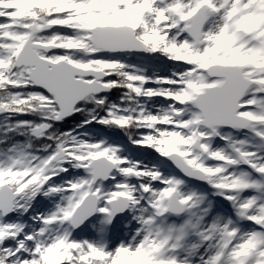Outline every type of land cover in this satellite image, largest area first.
<instances>
[{"label": "snow or ice", "instance_id": "1", "mask_svg": "<svg viewBox=\"0 0 264 264\" xmlns=\"http://www.w3.org/2000/svg\"><path fill=\"white\" fill-rule=\"evenodd\" d=\"M0 264H264V0H0Z\"/></svg>", "mask_w": 264, "mask_h": 264}]
</instances>
